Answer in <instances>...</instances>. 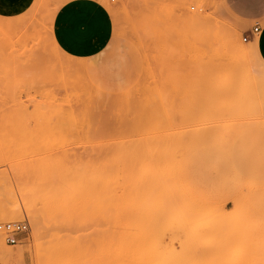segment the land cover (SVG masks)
I'll return each mask as SVG.
<instances>
[{
	"label": "rangeland",
	"instance_id": "rangeland-1",
	"mask_svg": "<svg viewBox=\"0 0 264 264\" xmlns=\"http://www.w3.org/2000/svg\"><path fill=\"white\" fill-rule=\"evenodd\" d=\"M72 1L0 18V224H27L0 264H264L253 24L221 0H89L110 34L92 54L100 12L65 16L76 57L51 28ZM104 184L130 187V248L104 238Z\"/></svg>",
	"mask_w": 264,
	"mask_h": 264
},
{
	"label": "crops",
	"instance_id": "crops-1",
	"mask_svg": "<svg viewBox=\"0 0 264 264\" xmlns=\"http://www.w3.org/2000/svg\"><path fill=\"white\" fill-rule=\"evenodd\" d=\"M223 6H225L227 12L233 16L236 20H240L245 26L253 24V27H258L259 31L256 34L251 32L249 29L247 32V41L250 40L251 44L254 46L256 54L258 55L257 60L264 67V0H221ZM33 0H0V18H14L24 14L32 5ZM97 10L103 17L105 21L106 31L103 35L99 37H93L86 39L81 42L79 46L80 49L87 48L88 43L92 44L95 48L94 54L100 44L104 41L106 37L110 34V21L107 11L102 7L95 5L89 0H76L62 5L54 14L52 19V36L56 45L64 52L76 56L84 57L92 54L87 52L83 54L79 49L78 52H72L71 47L68 42L67 30L71 28L72 24L66 22L65 16L74 14L80 19L76 23L80 32L86 31L89 21V12ZM70 13V14H69ZM258 35V36H255ZM66 47L68 49H66ZM261 62H260V60Z\"/></svg>",
	"mask_w": 264,
	"mask_h": 264
},
{
	"label": "bare ground",
	"instance_id": "bare-ground-1",
	"mask_svg": "<svg viewBox=\"0 0 264 264\" xmlns=\"http://www.w3.org/2000/svg\"><path fill=\"white\" fill-rule=\"evenodd\" d=\"M118 191H121L120 196L117 195ZM129 192V186L126 189H120L117 187H108L104 184L102 187V208L104 211V228L102 232L108 235V237L105 235V240H108L112 245L119 248H130L133 245ZM15 215L11 219L19 218L17 215L15 217ZM33 226L36 235L38 232V223L34 222Z\"/></svg>",
	"mask_w": 264,
	"mask_h": 264
},
{
	"label": "built area",
	"instance_id": "built-area-1",
	"mask_svg": "<svg viewBox=\"0 0 264 264\" xmlns=\"http://www.w3.org/2000/svg\"><path fill=\"white\" fill-rule=\"evenodd\" d=\"M259 28L253 27L251 32L253 34L258 33ZM247 38H243V42H246ZM0 231L5 234L6 242L10 245H14L17 243L18 237L20 234L27 231V224L21 222H9L5 224H0Z\"/></svg>",
	"mask_w": 264,
	"mask_h": 264
}]
</instances>
